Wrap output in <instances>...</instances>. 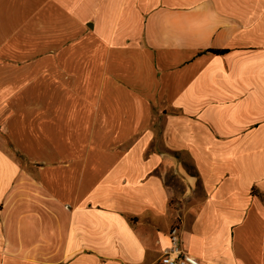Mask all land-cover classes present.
Masks as SVG:
<instances>
[{
  "label": "crops",
  "instance_id": "obj_1",
  "mask_svg": "<svg viewBox=\"0 0 264 264\" xmlns=\"http://www.w3.org/2000/svg\"><path fill=\"white\" fill-rule=\"evenodd\" d=\"M174 226L264 264V0H0V264H160Z\"/></svg>",
  "mask_w": 264,
  "mask_h": 264
},
{
  "label": "built area",
  "instance_id": "obj_2",
  "mask_svg": "<svg viewBox=\"0 0 264 264\" xmlns=\"http://www.w3.org/2000/svg\"><path fill=\"white\" fill-rule=\"evenodd\" d=\"M170 246L160 260V264H197L181 247L180 228L174 226L169 233Z\"/></svg>",
  "mask_w": 264,
  "mask_h": 264
},
{
  "label": "trees",
  "instance_id": "obj_3",
  "mask_svg": "<svg viewBox=\"0 0 264 264\" xmlns=\"http://www.w3.org/2000/svg\"><path fill=\"white\" fill-rule=\"evenodd\" d=\"M210 52L214 53V54L221 55V54H224L226 52V50H210Z\"/></svg>",
  "mask_w": 264,
  "mask_h": 264
}]
</instances>
